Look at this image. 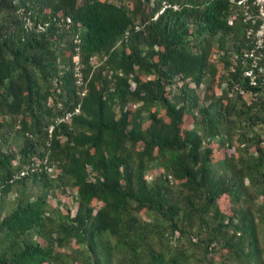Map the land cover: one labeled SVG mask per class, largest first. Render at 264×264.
Wrapping results in <instances>:
<instances>
[{
    "label": "trees",
    "instance_id": "1",
    "mask_svg": "<svg viewBox=\"0 0 264 264\" xmlns=\"http://www.w3.org/2000/svg\"><path fill=\"white\" fill-rule=\"evenodd\" d=\"M263 21L255 0H0V264H264Z\"/></svg>",
    "mask_w": 264,
    "mask_h": 264
},
{
    "label": "rangeland",
    "instance_id": "2",
    "mask_svg": "<svg viewBox=\"0 0 264 264\" xmlns=\"http://www.w3.org/2000/svg\"><path fill=\"white\" fill-rule=\"evenodd\" d=\"M112 1H117V0H112ZM121 1H123V2H125L126 0H121ZM264 22V21H263ZM212 57V56H211ZM90 63L92 64V65H94V66H96L98 63H99V59H98V57H96V56H94V57H92V58H90ZM131 84H133L132 82H131ZM221 85H223V84H221ZM213 89H215V84H213ZM175 91H176V89H172V90H170V93L172 94V93H175ZM197 92H198V95H199V97H201L202 96V94H203V85L201 86V88L200 89H198L197 90ZM131 107H134L135 105L134 104H132V105H130ZM129 106V107H130ZM185 123H186V125H187V127L188 126H190L191 125V117L190 116H185ZM254 130L256 131V133L262 138V139H264V124L263 125H261V126H256V127H254ZM235 136V135H234ZM12 139H14V141L17 143V145H19L20 144V142H21V139H22V137H20V136H16V135H13V136H11L10 137V141L12 140ZM234 142V141H233ZM15 143V144H16ZM235 143V142H234ZM215 168H218L216 165H215ZM159 169H157V168H155V169H149V170H147L146 171V178L147 179H149L150 178V175L151 174H153V173H157V171H158ZM154 171V172H153ZM246 179L244 180V183L246 184ZM28 191L29 192H31L32 194H35L38 190L35 188V186H33V185H29V188H28ZM72 195H68V197H66V199L68 200V201H73L74 200V197H75V192H74V190H73V192L71 193ZM67 196V195H66ZM61 197V195H59V198ZM64 197H65V195H64ZM13 198H14V194H13V192H11V193H9L7 196H5V198H4V202H3V205H2V210H1V212L4 214V213H6V212H8L11 208H12V206H13ZM97 204L98 203H93V205H94V207L96 208L97 207ZM257 204H258V201H256V200H254V204H253V206L251 207L250 205H248L245 201H243V202H241V207L242 208H247V209H249V211H252L253 212V210H254V208L257 206ZM240 205H238L236 208H240ZM71 206V205H70ZM139 216L141 217V219H143V221L144 222H147V221H150V220H152V224H154V225H157L158 224V222L157 221H153L154 220V217L152 216L151 217V214L149 215V213H146V212H141L140 214H139ZM193 233H195V231L193 230ZM258 237H259V245H263V237H264V231H261V230H259L258 229ZM191 241H195V237H193L192 238V240ZM163 243H166V241L165 240H163ZM174 244H176V242H175V240H174V237L173 236H171L170 237V239H168L167 240V245H169V246H171V247H173V245ZM66 250H67V248H66ZM186 252H187V254H188V258H189V262L187 263V264H203V261L204 260H202V254H201V250L198 248V247H196V246H193V245H189L187 248H186ZM262 254V259H264V252L263 253H261Z\"/></svg>",
    "mask_w": 264,
    "mask_h": 264
},
{
    "label": "built area",
    "instance_id": "3",
    "mask_svg": "<svg viewBox=\"0 0 264 264\" xmlns=\"http://www.w3.org/2000/svg\"><path fill=\"white\" fill-rule=\"evenodd\" d=\"M255 3L258 6L259 13L261 14V16H263V19H264V0H255ZM69 21H70L69 17H65L64 18V22L65 23H69ZM262 26H264V22H263ZM260 34H261V30H259L257 32L258 36ZM76 41L77 40L74 39V42H76ZM255 43H256V45H259L260 38H257ZM249 55H251V52L249 53ZM71 63H72V75H73L74 84L78 87V89H81V93L80 94H83L84 91H85L84 90L85 80L83 79V75H82L81 70H80L81 69V65L79 63V59H78V56H77L76 52L71 56ZM258 70H260V68H258ZM246 74L251 76V74H252L251 69H248ZM251 79H252V76H251ZM251 83H253V79L251 80ZM74 112H77V108L74 109ZM71 113L72 112L65 113L63 118H67ZM51 128H52V126L50 125L48 127V132H50ZM45 169H46V171H51V167H47L46 166Z\"/></svg>",
    "mask_w": 264,
    "mask_h": 264
}]
</instances>
